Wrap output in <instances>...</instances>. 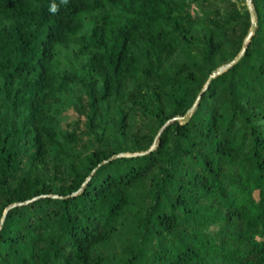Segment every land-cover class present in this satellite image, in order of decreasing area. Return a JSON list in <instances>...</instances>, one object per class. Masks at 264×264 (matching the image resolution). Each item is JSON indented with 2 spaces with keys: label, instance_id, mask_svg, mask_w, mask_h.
Wrapping results in <instances>:
<instances>
[{
  "label": "trees",
  "instance_id": "1",
  "mask_svg": "<svg viewBox=\"0 0 264 264\" xmlns=\"http://www.w3.org/2000/svg\"><path fill=\"white\" fill-rule=\"evenodd\" d=\"M239 1L0 0V264H264V0L172 121Z\"/></svg>",
  "mask_w": 264,
  "mask_h": 264
},
{
  "label": "water",
  "instance_id": "2",
  "mask_svg": "<svg viewBox=\"0 0 264 264\" xmlns=\"http://www.w3.org/2000/svg\"><path fill=\"white\" fill-rule=\"evenodd\" d=\"M246 4H247V9L250 13V16H251V28H250V31L244 41V44H243V48H242V51L240 52L239 56L234 59L230 64L226 65V66H222L220 67L216 72H214L208 79L203 91L200 93V95L198 96L197 100H196V103L195 105L188 111V113L186 114L185 117H178L172 121H178L179 123L181 124H185V123H188V121L190 120L194 110L196 109L199 101L201 100V97L202 95L204 94V92L209 88L211 82L213 80H215L217 77L221 76L223 73H225L226 71H228L230 68H232L234 65H236L237 63L240 62V60L243 58V56L245 55L246 53V50H247V47L253 37V35L255 34V31L257 29V15H256V12H255V9L253 7V3H252V0H246ZM171 121V122H172ZM171 122H168L164 127L163 129L160 131L157 139L155 140V143L152 147V149L150 151H148L147 153L149 152H152L153 150H155L156 146H157V141H158V138L160 137L161 133L164 131V129L171 123ZM147 153H142V154H135V155H126V154H120V155H117V156H114L112 157L109 161H112V160H115V159H118V158H129L131 156H142V155H145ZM53 198H58L56 196H52ZM36 200V199H35ZM30 202H26L24 204H19V205H14L12 207H10L4 214V217L1 221V224H0V230L2 229L3 227V224H4V220H5V217H6V214L7 212L11 209V208H14L16 206H21V205H26Z\"/></svg>",
  "mask_w": 264,
  "mask_h": 264
},
{
  "label": "rangeland",
  "instance_id": "3",
  "mask_svg": "<svg viewBox=\"0 0 264 264\" xmlns=\"http://www.w3.org/2000/svg\"><path fill=\"white\" fill-rule=\"evenodd\" d=\"M234 1V0H233ZM238 6L241 8V9H247V4H246V1L244 2V1H239L238 2ZM216 231H217V228L216 227H213L212 229H211V233H216Z\"/></svg>",
  "mask_w": 264,
  "mask_h": 264
},
{
  "label": "clouds",
  "instance_id": "4",
  "mask_svg": "<svg viewBox=\"0 0 264 264\" xmlns=\"http://www.w3.org/2000/svg\"><path fill=\"white\" fill-rule=\"evenodd\" d=\"M49 11L51 12V13H56L57 12V5H56V3H52L51 5H50V7H49Z\"/></svg>",
  "mask_w": 264,
  "mask_h": 264
}]
</instances>
